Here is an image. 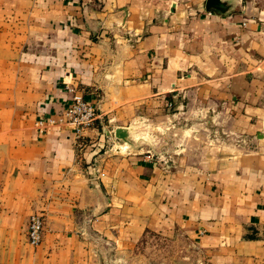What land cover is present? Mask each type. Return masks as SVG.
<instances>
[{"label": "crops", "instance_id": "crops-1", "mask_svg": "<svg viewBox=\"0 0 264 264\" xmlns=\"http://www.w3.org/2000/svg\"><path fill=\"white\" fill-rule=\"evenodd\" d=\"M71 87L100 118L40 130ZM185 109L251 148L138 149L137 121ZM150 234L264 264V0H0V264H111Z\"/></svg>", "mask_w": 264, "mask_h": 264}, {"label": "rangeland", "instance_id": "rangeland-1", "mask_svg": "<svg viewBox=\"0 0 264 264\" xmlns=\"http://www.w3.org/2000/svg\"><path fill=\"white\" fill-rule=\"evenodd\" d=\"M183 111V114L178 110L157 112L137 121L134 126L138 149L170 159L182 153L199 158L228 153L236 144L241 150L251 148L229 125L209 124L207 116L189 109ZM195 251L184 236L150 234L127 258L118 260L110 254L107 256L111 264H201Z\"/></svg>", "mask_w": 264, "mask_h": 264}, {"label": "built area", "instance_id": "built-area-1", "mask_svg": "<svg viewBox=\"0 0 264 264\" xmlns=\"http://www.w3.org/2000/svg\"><path fill=\"white\" fill-rule=\"evenodd\" d=\"M71 102L65 107L61 115L47 121H39L40 130L47 126L61 125L71 127L77 138L82 137L83 133L91 128L100 118L96 106L88 101L78 88L71 87ZM45 219L40 212L30 215L28 223L29 242L33 246H39L44 239Z\"/></svg>", "mask_w": 264, "mask_h": 264}, {"label": "water", "instance_id": "water-1", "mask_svg": "<svg viewBox=\"0 0 264 264\" xmlns=\"http://www.w3.org/2000/svg\"><path fill=\"white\" fill-rule=\"evenodd\" d=\"M116 135L122 139H125L127 135V131L124 128H118L116 131Z\"/></svg>", "mask_w": 264, "mask_h": 264}]
</instances>
